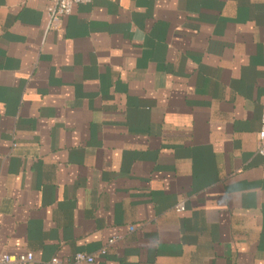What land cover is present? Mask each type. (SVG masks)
<instances>
[{
	"label": "crops",
	"instance_id": "crops-1",
	"mask_svg": "<svg viewBox=\"0 0 264 264\" xmlns=\"http://www.w3.org/2000/svg\"><path fill=\"white\" fill-rule=\"evenodd\" d=\"M47 6L0 0V254L264 264V0Z\"/></svg>",
	"mask_w": 264,
	"mask_h": 264
},
{
	"label": "built area",
	"instance_id": "built-area-1",
	"mask_svg": "<svg viewBox=\"0 0 264 264\" xmlns=\"http://www.w3.org/2000/svg\"><path fill=\"white\" fill-rule=\"evenodd\" d=\"M94 0H48L46 8V32L56 29L61 19L70 14L71 9L77 4H91ZM257 154L264 157V112L261 116L260 128L257 134ZM182 204H178L175 210L178 212L183 211ZM117 238H111L107 241V245H112ZM104 253V249L101 250ZM74 262L76 264H91L94 259L85 253H76L74 255ZM33 262V255L30 252L20 254H0V264H31Z\"/></svg>",
	"mask_w": 264,
	"mask_h": 264
}]
</instances>
